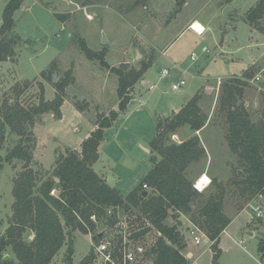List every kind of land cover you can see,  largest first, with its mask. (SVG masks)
Instances as JSON below:
<instances>
[{
	"label": "rangeland",
	"instance_id": "1",
	"mask_svg": "<svg viewBox=\"0 0 264 264\" xmlns=\"http://www.w3.org/2000/svg\"><path fill=\"white\" fill-rule=\"evenodd\" d=\"M257 1L233 0L229 4L233 8L223 22L227 0H73V3L66 0H26L25 6L28 8L17 10L14 16V32L21 37L22 43L12 59L0 62V94L6 93L12 97L16 90L23 92L28 84L20 102L29 107L40 102L38 83L41 82L45 88L44 98L54 99L56 91L53 81L43 78L41 73L55 61L59 66L57 80L66 76L72 81L66 88L67 97L83 107L87 118L97 122L100 115L109 114L113 107H119V76L103 66L99 59L90 58L80 50L78 39L83 38L93 52H101L106 47L104 58L111 67L138 69L143 61L153 59L144 82L139 80L137 86L130 90L131 100L136 97L137 103L129 104L130 100L127 108L106 132L108 143L93 168L98 173H108V177L102 176L105 179L119 177L118 189L121 193L129 194L152 168L150 143L156 135L159 118L164 117V111L172 113L173 105L180 106L192 92L198 90L196 93L202 96L200 105L208 114L206 125L199 131H193L186 125L171 139L179 142L195 134L200 137L207 155L188 169L189 176L196 181L206 173L211 179L221 180L226 188L224 213L233 218L240 212L229 230L231 240L227 233L224 237L221 263L264 264L258 251L259 239L264 237V215L256 217L255 210L256 206H260L264 214V195L248 199V195H243L241 188L233 183L244 167L229 147L227 119L220 105L223 85L234 77H241L246 83L242 101L251 120H264V19L262 31L246 20L248 11ZM7 2L0 0V24ZM56 12L69 13L65 24L56 17ZM196 20L206 26L204 33L199 35L192 28L183 31ZM103 34L108 39L107 44L102 43ZM71 42L73 51L60 57L62 50ZM165 49L167 54H163ZM193 54L194 60L191 58ZM165 68H171V73L162 77ZM183 69L187 71L183 72ZM258 74L261 77L256 78ZM181 78H185L187 83L180 89H173L172 84ZM151 85H155L154 89L150 88ZM136 88L137 94L134 96L132 93ZM57 119L52 111L45 112L31 128L32 166L40 172L42 179L52 175L60 153L66 154L68 148L81 151L74 136L73 139L64 136L54 138L49 126ZM76 124H71L69 130L73 134L80 132L77 129L80 123ZM20 139H25V136L11 133L8 128L1 150L2 233L11 222L13 182L24 164L18 159L7 162L4 157ZM203 184L204 181H201L200 187ZM214 189L212 181L205 190ZM140 215L138 208H133L129 215L119 211L120 218L128 219L131 225L132 238H129L127 247L136 249L141 264H155L149 248L161 234L146 217ZM189 217V214L171 209L165 223L176 225L185 238L183 253L189 259V264H197L198 249H207L211 242L207 241L209 238L205 228L197 232L202 238L201 242L194 241L190 235L193 225ZM105 227L106 222L101 219L89 233L74 231V264H96L94 251L97 241L93 240V236ZM144 228L148 230L139 235L138 231ZM108 231L116 235V256L120 260L125 250L124 241L122 243L113 226ZM33 237L30 231L25 235L26 240ZM68 246L69 239L49 264H65ZM144 249L147 250L146 255ZM192 251L196 254L194 257L190 254ZM8 254L16 258L10 248ZM89 255L94 257L87 262ZM199 262L210 264L209 252H205Z\"/></svg>",
	"mask_w": 264,
	"mask_h": 264
},
{
	"label": "trees",
	"instance_id": "2",
	"mask_svg": "<svg viewBox=\"0 0 264 264\" xmlns=\"http://www.w3.org/2000/svg\"><path fill=\"white\" fill-rule=\"evenodd\" d=\"M24 1L8 0L4 8L0 24V62L12 59L22 43L21 37L14 32V16ZM232 1L227 0V3ZM55 14L62 22L69 19V13ZM263 19L264 0H258L248 11L246 20L262 31ZM78 45L90 58L99 59L103 66L118 74V110L112 109L109 114L100 115L96 128L83 140L81 151L68 148L66 154L60 153L52 175L42 179L40 172L32 166L34 155L31 128L45 112L52 111L56 117H61V105L67 97L66 88L72 81L65 76L54 82L53 73L59 71L54 61L41 73L43 78L53 81L56 91L54 99L44 98L45 88L41 82L38 83L40 102L29 107L20 102L21 94L29 87L28 84L23 92L16 90L12 97L6 93L0 94V168L3 163L1 150L8 128L11 133L25 136L4 157L7 162L18 159L24 164L23 170L13 182L11 222L4 233L0 229V264H49L68 239L69 246L64 260L65 264H74V231L89 233L101 219L111 228L120 218L119 211L129 215L133 208H138L140 216L146 217L161 233L150 250L155 264H189V259L183 253L186 247L184 236L176 225L165 223L171 209L189 214L194 225L207 230L213 251L212 264H222L220 235L231 221L224 213L225 185L221 180L212 179L214 190L198 191L193 186L194 180L189 176L188 169L207 155L200 137L195 134L179 142L171 139L181 127L189 125L193 131H199L206 125L208 114L200 105L201 94L196 93L173 116L157 122L156 135L150 143L153 152L150 158L152 168L124 196L93 165L100 157L107 130L127 108L131 100V88L143 77L153 59L143 61L138 69L134 67L124 70L108 64L104 58L106 47L101 52H93L83 38L78 39ZM245 84L241 77H234L225 83L220 94V105L227 119L229 147L244 167L242 173H237L233 183L241 188L243 195L252 199L264 195V120H251L242 101ZM75 106L84 110L77 102ZM145 183L151 188L146 195L143 187ZM195 208L198 211L196 216ZM92 216L96 217V221ZM147 230L144 228L138 234H144ZM28 231L34 234L31 240L25 238ZM9 248L16 258L8 254ZM258 251L264 261V237L259 239ZM89 256L86 257L87 262L94 257Z\"/></svg>",
	"mask_w": 264,
	"mask_h": 264
},
{
	"label": "crops",
	"instance_id": "3",
	"mask_svg": "<svg viewBox=\"0 0 264 264\" xmlns=\"http://www.w3.org/2000/svg\"><path fill=\"white\" fill-rule=\"evenodd\" d=\"M26 1V0H25ZM25 1L23 2L21 9L23 8H28V6L26 5L25 6ZM199 21V20H198ZM67 22V21H66ZM66 22H62L63 24H65ZM188 28H191L189 26H186V28L183 30L185 31L186 29ZM204 28H205V31H206V26L204 25ZM72 45L73 43L71 42V44L65 48V50H62L63 52L60 54V57L63 56V55H67L69 52H72L73 51V48H72ZM165 52L167 54V49H165ZM187 70L183 69V72H186ZM148 74V70L144 73L142 79H140L141 82H144V79L145 77L147 76ZM138 81V83L140 82ZM135 84V86H137V84ZM187 83V81H186ZM198 91V90H197ZM196 91V92H197ZM196 92H192L190 94V96L188 98H186L181 104L180 106H175L173 105L172 106V113L168 114L164 111L163 113V118H167V117H170V116H173L175 113H177L181 108L182 106L188 101L190 100L195 94ZM132 93V92H131ZM134 94V96H136L137 94V88L136 90L132 93ZM71 98L68 96L65 98L63 104L61 105V117L58 118L55 122L51 123V125L49 126V130H51L54 138H61V136L64 138H70V139H73V136L74 138L76 139V143L77 145H80L82 144L83 140L85 138H87L89 136V134L91 133V131H93L95 128H96V121L93 122L92 120H90L89 118H87L85 116V110H80L78 108L75 107V103L70 100ZM119 103V100L117 102V104ZM133 103H137V100H136V97H134V99L131 100V102L129 104H133ZM115 106V105H114ZM112 109H115V110H118L116 109V107H113ZM122 112L120 113L119 117L121 116ZM118 117V118H119ZM80 123V127H78L77 129H80V132H77L75 131V133H71L69 130H70V127H71V124H74V125H77L76 123ZM114 124V123H113ZM82 129V130H81ZM111 128H109L107 130V133L108 131L110 130ZM55 132V133H54ZM106 133V135H107ZM58 134V135H56ZM189 139V138H188ZM108 143V137L106 136L105 138V141L104 143L102 144V148L100 150V157L99 159L101 158V155H102V152L105 148V146L107 145ZM73 145V144H72ZM71 146V145H69ZM76 148V147H75ZM148 150V149H147ZM151 170V169H150ZM149 170V171H150ZM101 176H104L106 175L107 177L109 176L108 173H103V172H100L99 173ZM113 179H115L111 184L118 189L117 185L119 184L120 182V179L119 177H114ZM120 191V189H118ZM121 192V191H120ZM124 196H127L128 194H124L122 193ZM244 211V210H243ZM240 213V212H239ZM236 214V216H234L233 218H230L231 221L229 223V225L225 228V230L222 232V234L220 235V247L222 248V251H223V248H224V237L225 235L227 236L228 234V238L231 240V233H230V227L232 226V224L235 222L236 218L240 215V214ZM227 233V234H226ZM196 244V243H195ZM205 252H209V258H210V264H212V256H213V251L211 249V243L208 244L207 246V249H198V252H197V264H200L199 262V259L202 257L203 254H205ZM190 254L194 257L196 254L194 251L190 252Z\"/></svg>",
	"mask_w": 264,
	"mask_h": 264
},
{
	"label": "built area",
	"instance_id": "4",
	"mask_svg": "<svg viewBox=\"0 0 264 264\" xmlns=\"http://www.w3.org/2000/svg\"><path fill=\"white\" fill-rule=\"evenodd\" d=\"M67 2L73 3V0H66ZM80 8V7H79ZM90 16V15H88ZM191 26V25H190ZM196 31V30H195ZM205 28L202 32L196 31L199 35L204 33ZM205 49V48H204ZM163 54H166V52H163ZM191 58L195 59V54L191 56ZM171 73V68H165L162 70V77H166ZM261 77V74H258L256 78ZM186 84L185 78L179 79L177 82L172 84V88L177 90L180 89L182 86ZM155 85H151L150 88L154 89ZM206 177V179H205ZM204 181L203 187H200V182ZM212 183V179L206 174H202L196 181H194L193 186L198 191H204L207 189L210 184ZM145 190H148L150 187L148 184L143 185ZM256 210V217L263 216V211L261 210L260 206L255 207ZM109 213H111V210H109ZM92 219L96 221V217L92 216ZM251 221V220H250ZM192 228L190 229V235L193 237L194 241L196 243H200L202 238L197 234V232H200V228L192 223ZM115 227V228H114ZM110 228V227H108ZM114 231L117 232V234L121 237L122 243L124 241L125 250L123 253V257L119 260L116 256V235L113 233H110L107 231L106 235L102 238H100L99 241H97L95 245V262L96 264H141V261L138 258V254L135 248L127 247V242L129 241V238H132L131 233V225L128 219H122L119 218L117 223L113 226ZM109 230V229H108ZM112 230V227H111ZM161 234V233H160ZM155 244V243H154ZM153 244V246H154ZM152 246V247H153ZM150 247L149 249H151ZM122 249V248H121ZM147 250L144 249V253L146 255ZM143 253V256H144Z\"/></svg>",
	"mask_w": 264,
	"mask_h": 264
},
{
	"label": "water",
	"instance_id": "5",
	"mask_svg": "<svg viewBox=\"0 0 264 264\" xmlns=\"http://www.w3.org/2000/svg\"><path fill=\"white\" fill-rule=\"evenodd\" d=\"M232 8L233 7L231 5H229V4L224 8V10H223V22H225L227 14H228V12H230L232 10ZM102 43L103 44H107L108 43V39H107L105 34H103V42ZM53 80H54V82L57 81V72L56 71L53 73ZM159 120H160V118H159ZM112 179H113L112 177H109L108 181H112ZM56 180L59 181V178H56ZM144 194L145 195L148 194V190H145ZM108 229H109L108 227H105L104 229L98 231L93 236V240H96L98 238L100 239V238L104 237L106 235ZM207 241L209 242L210 240L208 239Z\"/></svg>",
	"mask_w": 264,
	"mask_h": 264
},
{
	"label": "bare ground",
	"instance_id": "6",
	"mask_svg": "<svg viewBox=\"0 0 264 264\" xmlns=\"http://www.w3.org/2000/svg\"><path fill=\"white\" fill-rule=\"evenodd\" d=\"M192 23L193 24H191V28L193 30H196L199 32H202L204 30V25L200 21L196 20V21H193Z\"/></svg>",
	"mask_w": 264,
	"mask_h": 264
}]
</instances>
